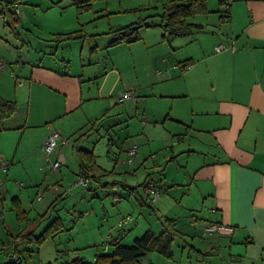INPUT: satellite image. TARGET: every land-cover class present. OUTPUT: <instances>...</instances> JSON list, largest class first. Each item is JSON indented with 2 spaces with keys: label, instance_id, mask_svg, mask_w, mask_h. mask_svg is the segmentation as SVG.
Masks as SVG:
<instances>
[{
  "label": "crops",
  "instance_id": "crops-1",
  "mask_svg": "<svg viewBox=\"0 0 264 264\" xmlns=\"http://www.w3.org/2000/svg\"><path fill=\"white\" fill-rule=\"evenodd\" d=\"M216 1V6L211 0L207 1L211 12L197 14L205 15L204 20H191L202 24L201 28H195L185 35L163 39L161 26L154 23L139 29V39L124 42L128 51L135 44H142L146 51L151 50L150 47L154 45L161 48L158 52L154 51L157 56L151 63L153 66L151 73L154 76L158 73L165 76L159 68L166 64L165 67L172 68L173 74L166 76L168 79L165 81L169 84L159 87L157 92H154L155 85L163 80H147L150 72L143 74V80L136 71L133 79H127L123 78L124 72L128 73L129 70L125 66L124 70H119V66L113 64L101 75V72L92 69V65L88 63L90 71L88 76L84 77V70L73 73L69 64L63 63L54 69L36 62L31 65L28 76H17L20 83L18 81L16 85L22 89L15 92V98L5 96L2 92L0 95L7 99H16L18 92L27 95L28 120L31 119L35 126L58 120L56 123L60 128H54H58L63 138L66 131L72 130L73 135L80 131L83 121L75 125L72 121L60 122L61 118L71 116L87 101L95 100L96 97L107 100V105L104 103L106 107L119 105L120 109L123 108L120 112L135 115L138 117V130L140 128L136 133H141L143 139L142 142H138L139 147L134 155L136 157L140 152L139 155L142 156L139 161L140 167L149 164L155 168L160 166L161 163H157L155 159L157 155H161L167 161L166 166L175 164L176 167H172L176 172L183 171L181 176H174L170 183L164 180V174L163 177H153L151 173L159 171L153 170L147 173L142 182H154L161 190L159 196H167L173 200V204L178 203L176 205L183 210L182 217H187L183 225H187L188 230H194L192 236L197 235L196 230L201 233L202 226L205 232L204 226L212 220L233 227L230 233L209 235L205 232L204 237L201 233V239H198L196 245L192 244L189 250V253H193L195 264H264V0H229L227 11L219 0ZM222 9L223 13H220L218 20L221 23H209L211 18L209 14ZM150 28L156 29H152L150 33ZM219 44L225 45L226 48L217 50L216 46ZM163 45L167 47L166 55L173 59V63L167 64V58L163 57L165 53ZM124 60L130 59L125 57ZM148 60H152L150 55ZM88 64L82 61L80 65L84 68L83 65ZM132 65L134 67V61ZM171 83L173 90L170 88ZM126 88L134 90V97L119 102L117 97ZM166 98L170 100L162 101L164 104L156 101ZM37 104H42L41 108ZM103 114L104 120L113 115ZM126 115L122 119L125 126L128 119ZM92 121L89 120L90 123ZM158 126L161 131L154 136L152 130ZM51 128L53 127L49 124L42 126V136L35 147L39 154L35 159L38 160L39 168L45 172L49 168L46 167L41 144ZM149 128L150 132L146 131ZM8 130L9 128L0 123V134ZM21 131L23 135L24 129ZM76 136L77 134L73 138ZM154 140L159 143L153 144ZM163 140L166 142H162ZM19 143L20 140L13 153L10 155L4 153L10 160L5 173L3 171L0 173V183L1 177L5 179L0 185L2 207L0 218L6 226L7 218L12 217L14 220L11 215V211L14 210L11 198L17 197L25 208L22 191L8 198V187L12 181L9 177L12 175L14 182L19 176V172L14 169L13 161H23L26 157L24 152L17 154L20 149ZM67 144L68 141L63 146ZM131 145L126 149L128 164L134 161V157L128 161V148ZM87 147L96 155L93 144ZM70 148L74 152L71 145ZM34 152L35 150L29 151V155H33ZM110 152L112 150L106 149L108 156ZM2 153L0 150V155ZM58 155H62L66 162L67 155L62 146L57 148L49 159H55ZM113 155V159L116 160L118 157H115L114 153ZM181 155L187 157L185 161L179 160ZM191 156H195L193 160ZM22 166L24 173L19 178L23 182L22 185L19 182L18 187L25 185V178H31L30 169L27 165ZM115 167L114 165L107 170H112L114 176H119L122 171L116 170ZM134 174L132 172L129 176ZM112 179L118 182L115 188H119V183L129 186L139 184L125 182V178ZM169 188L175 189L176 192L173 191L172 195ZM136 192L127 191V195L130 197ZM4 204L10 208L9 216L4 211ZM157 208L160 209L159 206ZM171 209L167 207L164 211L166 213L172 211ZM201 215L203 216L200 217ZM174 216L165 218L174 219L176 224ZM189 253L187 257L190 260ZM3 262L5 260L0 264Z\"/></svg>",
  "mask_w": 264,
  "mask_h": 264
},
{
  "label": "rangeland",
  "instance_id": "rangeland-1",
  "mask_svg": "<svg viewBox=\"0 0 264 264\" xmlns=\"http://www.w3.org/2000/svg\"><path fill=\"white\" fill-rule=\"evenodd\" d=\"M163 2L164 0H92L88 9L78 11L75 6L69 4L68 0H0V59L4 63L2 70H0V92L5 96L15 98V92L22 89L16 85L19 81H17V76H28L31 65L36 64V62H41L54 69L60 67L63 63L69 64V68L73 73L82 72L81 69L84 70V77H87L88 71H90L88 70V63L92 65V69L95 68L94 70L101 72V75L113 64H116L119 66V70H124L125 67L129 69L128 73L124 72L123 78L133 79L136 71V74L140 75V79L143 80L144 73H151L153 68L151 63L154 62V58L157 56L155 52L160 51L161 48L154 45L150 47L151 50L146 51L145 47L141 46L142 44H135L128 51L126 50V42L109 45L107 43L115 35L112 31H108L120 25L139 21L147 14L160 12L161 3ZM211 2L215 6L217 5L216 0H211ZM220 13H223V9L217 13L216 11L210 13L209 23H221L218 21ZM203 16L205 15H196L191 20L202 21L205 19ZM148 23H160V19L158 16L150 17ZM157 27L160 26L157 25ZM80 28L84 32L82 37L75 39L57 38V32L66 33ZM152 29L156 28H150V33ZM171 43L173 46V40ZM163 47L165 49L163 50L165 52L163 57L167 58V64L173 63V59L166 55L168 52L167 47L164 45ZM148 55L152 57L151 61L148 60ZM125 57L130 60H124ZM82 61L88 64L83 65L84 68L80 65ZM133 61L135 63L134 67L132 65ZM165 66L166 64L159 68L161 72L165 73V76L161 73L155 76L153 73H151L152 75L149 73V76L146 77L147 80H163L155 85L154 92H157L159 87L169 84L165 81L168 79L166 76L169 77L173 74V70L170 66ZM170 88L173 90V83L170 84ZM28 98L27 95L18 92L15 99L17 102L15 113L2 122L3 126L9 128V130L0 134V150L3 152L0 158L3 161H9L10 158L4 153H9V155L13 153L16 144L20 140V149H18L17 154L24 152L26 157L23 160L24 162L14 160V169L21 176L24 173L22 164L27 165L30 169L31 178H25V185L18 187V183L23 182V180L18 176L16 177L18 179L12 182L15 179L12 175L9 177L12 181L11 186L8 187V198L10 199V196L15 193L19 194V191L23 192L22 199H24L25 209L27 210V218L22 221L15 220L14 210L11 213L10 208L4 204V211L7 216L10 212L14 220H12V217L7 218L9 228L0 218V262L3 260L7 262L6 260L10 259L9 252L12 250L14 235L20 228L25 231L34 229L35 234H38L48 225L55 214L52 213L42 221L39 220L41 218L40 214L57 195L61 194L63 199L56 204V208H58L56 215L62 218L64 229L52 237L48 236L39 245H36V242L27 244V250L24 251L28 264H41L53 260L55 256H59V260H62L66 257L64 255L66 251L71 256L78 252L90 260L96 251V245H108L110 235L117 236L120 233H126L127 235L122 237V242L131 243L135 237L140 236L146 229H151L155 233L160 232L162 229L161 222L165 216H174V214H176L174 216L176 218L175 226L184 231L183 239L179 237L172 242L171 255L169 256L156 251H149L142 258V264H195L193 253H189L190 246L192 244L196 245L198 239H201L205 232L202 226L200 228L202 236L198 230H196L197 235L192 236L194 230H188L189 227L183 225L187 217H182L183 210L176 205L178 203L173 204V200L167 196H159V194L152 200L144 193L142 187L138 188L139 193L137 191L134 193L135 196L131 195L129 197L127 190L122 186H119V188L113 186L104 188L91 179L90 183L93 189H87L85 185L77 183L79 178L77 174L78 159H76L75 153L71 151V141L73 136L80 134L92 124L89 120L92 121L93 118L95 119L103 113L113 115H109L102 122L99 131L94 132L89 137L88 142L85 141L83 144L84 146L94 145L97 162L106 170L115 165L116 170L122 171L120 177L108 174L105 176L106 180L110 182L112 178L122 180L125 178V182L137 184L143 181L144 177L148 175L147 173L157 169L159 171L151 173L153 177H163L164 174L165 179H163L168 180L170 183L174 176H181L183 171L176 172L173 168L176 167L175 164L166 166L167 161L161 155H157L156 159L153 158L157 160V163H161L156 168L152 167L151 164L140 167L139 161L142 156L139 155V151L136 157L133 156L134 161L132 164L126 163L127 147L131 144H136L139 147V143L143 140L142 134L136 133L140 130L137 127L138 117L120 112L123 111V108L120 109L119 105H108L106 107L104 103L107 105V100H101L98 97L95 100L92 99L93 101H87L82 108L77 109L71 116L61 118L60 122L63 123L69 121L71 123L72 121L76 125L79 121H83V125H80L81 129L79 128L80 131L76 132L75 135L72 134V130L63 133L68 144L63 146L65 144L59 143L57 148L62 146L67 155V160L59 166L58 170L49 169L45 172L39 168L38 160L35 159V156L39 155L35 147L42 136V126L49 124L52 127L60 128V125L56 123L58 120H51L48 124L43 123L42 126H35L31 123V119L28 120ZM168 99L170 100V98H166V100L156 99V101L162 102L168 101ZM162 104L164 103L162 102ZM37 106L41 108L42 104H37ZM124 114L126 119L128 118L126 126L125 121H122L125 118ZM147 115L149 116V114ZM113 122H117L116 125H111ZM109 125L111 127H108ZM22 128L24 129L23 135L21 134ZM146 131L150 132V128ZM160 131V126H158L155 130H152L154 132L152 134L155 136ZM110 137H112L113 143H111ZM162 142L165 143L166 141L163 140ZM155 143L159 142L154 140L153 144ZM108 148L112 150L109 156L106 154ZM27 150H35V152L33 155H29ZM167 152L169 156V150ZM113 153L115 157H118L116 160L113 159ZM194 157L191 156V160ZM179 158V160L185 161L187 157L181 155ZM132 172L135 174L129 176ZM1 178L0 185L5 181L4 177ZM114 190L120 192L121 198L118 201L116 197L119 192L116 193ZM169 190L172 195L173 191L176 192L173 188H169ZM158 206L161 210H158ZM167 207L172 208V211L165 213L164 210ZM1 208L0 204V215L2 213ZM124 218L125 221L121 223ZM74 248H77V250ZM187 252L191 256L190 260L187 257ZM51 264L58 263L53 262Z\"/></svg>",
  "mask_w": 264,
  "mask_h": 264
},
{
  "label": "trees",
  "instance_id": "trees-1",
  "mask_svg": "<svg viewBox=\"0 0 264 264\" xmlns=\"http://www.w3.org/2000/svg\"><path fill=\"white\" fill-rule=\"evenodd\" d=\"M70 5L75 6L78 11L88 9L92 0H68ZM208 0H164L160 12L147 14L139 21L130 22L125 25L117 26L115 29L110 30L115 35L107 44L114 45L122 42H132L140 38L139 29L142 27L150 26L154 23H148L150 17L158 16L162 28V38L176 35H185L195 28H201L203 25L191 21V18L197 14H208L211 9L208 8ZM59 2V1H57ZM54 2V3H57ZM223 4V0H219ZM107 32V33H108ZM58 39H75L84 36V32L80 29L70 30L65 32H57ZM17 109V102L15 99H7L0 95V123L6 118L15 113ZM104 121V114L92 121V124L83 132H80L72 139L71 146L78 159V177L87 178V189H93L90 180L99 183L100 187L114 186L116 187L117 181L112 179L106 180L105 176L112 174V170H106L100 166L95 160L96 155L91 148L84 146L83 142L94 133L99 131V127ZM111 125H116L111 124ZM109 125L108 127H111ZM107 131V129H106ZM110 140L113 141L112 137ZM95 142V141H94ZM96 143V142H95ZM108 144H110L108 142ZM111 151V149H110ZM141 182L135 186H123L129 193L138 191L142 187L149 196V183ZM153 183V188L159 191L160 188ZM116 197V196H115ZM120 195L117 194L116 198ZM63 199L61 194L57 195L40 214L42 221L49 217L52 213L55 216L52 218L48 225L42 229L38 234H35L34 229L24 230L20 228L14 235L12 250L9 252L10 259L5 264H28L26 261L25 251L26 245L31 242H36V245L41 244L42 241L48 236H54L64 229L63 220L59 215H56L58 208L56 204ZM13 204L15 218L17 221H22L27 218V210L22 207L21 202L17 197L11 198ZM39 221V222H40ZM162 229L160 232L155 233L151 229H146L140 236L133 239L131 243L122 242V234L110 238L108 245L97 244L96 251L92 258L89 260L78 252L70 255L65 252V258L59 260V256H55L53 260L46 261L41 264H51L57 262L58 264H142V258L150 251H156L163 255H171V244L177 238L183 239V232L175 226L174 219L165 218L162 222ZM102 246V247H100ZM77 250V248H74ZM25 250V251H24Z\"/></svg>",
  "mask_w": 264,
  "mask_h": 264
},
{
  "label": "built area",
  "instance_id": "built-area-1",
  "mask_svg": "<svg viewBox=\"0 0 264 264\" xmlns=\"http://www.w3.org/2000/svg\"><path fill=\"white\" fill-rule=\"evenodd\" d=\"M228 4H229V0H223V5H224V9L225 11L228 10ZM226 46L223 44H219L216 46L217 50H221V49H225ZM3 60L0 59V70L3 68ZM20 83V81H19ZM134 90L131 88H126L124 89L121 93H119L117 100L119 102H122L124 100H128L134 97ZM47 136L45 137V139L42 141L41 144V150L43 152V157L46 160V167L52 170H56L59 168V166L64 162V158L62 155H58L55 159H49V156L56 150V148L58 147V144H66L67 140L65 138H63L61 136L60 131L57 128H51L50 132L48 134H46ZM137 151V145L133 144L128 148V154H129V158L128 161L132 160V157L135 155ZM9 165V161L0 159V169L1 171H6L7 167ZM87 178L84 177H79L77 183L83 184V185H87ZM20 185L21 182L19 183ZM149 194L151 199L153 200L155 198V196L159 193V190L154 189L153 188V183L150 182L149 183ZM40 198V196L38 197V199ZM125 221V218L121 221V223H123ZM204 230L207 234L212 235V234H219V233H230L233 231V227L231 225H227L224 223H219V222H213V220L211 222H208L205 226H204Z\"/></svg>",
  "mask_w": 264,
  "mask_h": 264
}]
</instances>
